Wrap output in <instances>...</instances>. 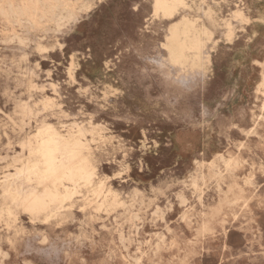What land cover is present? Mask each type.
<instances>
[{"label": "rangeland", "instance_id": "obj_1", "mask_svg": "<svg viewBox=\"0 0 264 264\" xmlns=\"http://www.w3.org/2000/svg\"><path fill=\"white\" fill-rule=\"evenodd\" d=\"M152 1L31 18L0 0V264H264V0H185L171 18ZM183 17L208 35L177 65L164 43ZM49 125L96 175L45 218L2 183Z\"/></svg>", "mask_w": 264, "mask_h": 264}, {"label": "bare ground", "instance_id": "obj_2", "mask_svg": "<svg viewBox=\"0 0 264 264\" xmlns=\"http://www.w3.org/2000/svg\"><path fill=\"white\" fill-rule=\"evenodd\" d=\"M74 1L77 0H22L18 5L11 4L8 12L32 18L38 13L51 15L58 6L63 5L64 10L71 15L69 6H73ZM185 6V0H153L152 17L171 18ZM236 14L241 15V11ZM196 23V20L183 17L180 23L169 27L164 47L171 63L181 65L190 54L199 57L202 53L208 31L204 28L198 30ZM74 135V132L62 135L50 125L38 129L33 141L27 144L28 158L12 175L4 177L2 187L7 197L31 215L47 218L57 215L80 187L90 188L96 175L95 166L84 152L86 144L79 142ZM17 179H22L26 185L17 184ZM192 184L196 185V179L192 180ZM102 188L101 184L93 189L94 197L102 199L100 205L104 204L106 198ZM7 213L11 211L7 210Z\"/></svg>", "mask_w": 264, "mask_h": 264}]
</instances>
